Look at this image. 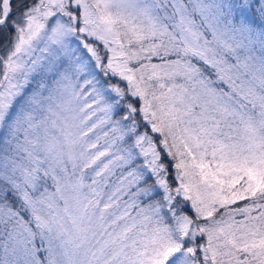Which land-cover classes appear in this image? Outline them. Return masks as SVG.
<instances>
[{
    "label": "snow or ice",
    "instance_id": "1",
    "mask_svg": "<svg viewBox=\"0 0 264 264\" xmlns=\"http://www.w3.org/2000/svg\"><path fill=\"white\" fill-rule=\"evenodd\" d=\"M0 264H264V0H0Z\"/></svg>",
    "mask_w": 264,
    "mask_h": 264
}]
</instances>
